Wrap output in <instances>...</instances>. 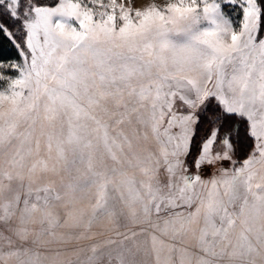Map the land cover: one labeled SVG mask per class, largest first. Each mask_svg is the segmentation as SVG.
I'll return each mask as SVG.
<instances>
[{
    "label": "snow or ice",
    "instance_id": "1",
    "mask_svg": "<svg viewBox=\"0 0 264 264\" xmlns=\"http://www.w3.org/2000/svg\"><path fill=\"white\" fill-rule=\"evenodd\" d=\"M0 264H264V0H0Z\"/></svg>",
    "mask_w": 264,
    "mask_h": 264
}]
</instances>
